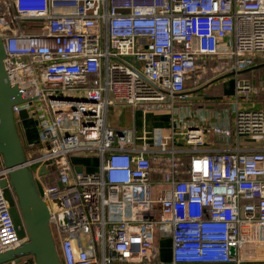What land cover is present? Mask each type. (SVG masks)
I'll return each mask as SVG.
<instances>
[{
  "label": "built area",
  "instance_id": "built-area-1",
  "mask_svg": "<svg viewBox=\"0 0 264 264\" xmlns=\"http://www.w3.org/2000/svg\"><path fill=\"white\" fill-rule=\"evenodd\" d=\"M0 37L8 80L26 101L13 107L16 123L26 111L37 124L27 166L64 264H167L166 238L168 264L264 262V146L243 142L264 137V107L240 75L223 111L185 102L224 74L264 65V0H0ZM112 107L172 111V126L150 143L110 127ZM8 180L1 162L0 255L25 242Z\"/></svg>",
  "mask_w": 264,
  "mask_h": 264
},
{
  "label": "water",
  "instance_id": "water-1",
  "mask_svg": "<svg viewBox=\"0 0 264 264\" xmlns=\"http://www.w3.org/2000/svg\"><path fill=\"white\" fill-rule=\"evenodd\" d=\"M5 59V43L0 37V163L2 162L9 170V180L2 181L1 186L9 202L10 214L17 228L18 237L25 242L20 247L1 254L0 264L20 261L27 257L31 258L35 264H64L51 231L50 211L42 199V187L36 183L32 170L27 166L29 144L24 126L16 123L13 113L14 106L26 101L19 89L9 82ZM247 72L249 71L224 74L197 91L202 92L224 80L236 78ZM216 100L220 98H199L198 96L185 98V102L188 103ZM29 118L26 111L20 113L21 121L25 122ZM78 171L82 172L83 169L79 168ZM234 252L235 250L232 249V256Z\"/></svg>",
  "mask_w": 264,
  "mask_h": 264
},
{
  "label": "crops",
  "instance_id": "crops-1",
  "mask_svg": "<svg viewBox=\"0 0 264 264\" xmlns=\"http://www.w3.org/2000/svg\"><path fill=\"white\" fill-rule=\"evenodd\" d=\"M260 70H264V65H261L260 67L254 69V70H251L247 73H244V74L240 75V77L243 76V79H244V77L250 76V75L254 74L256 71H260ZM236 83H237L236 78H230V79L224 80L223 82H220L219 84L211 86L209 89L211 90L214 87H216V88L221 87L220 88V95L224 99L229 100L235 96ZM221 102H223V101H221ZM221 102H219V103L221 104ZM219 103H217V104H219ZM255 104H256V102H255ZM207 109H210V108L206 107V110ZM208 111H210V110H208ZM119 112L123 113L124 115H127V117H126L127 119H125L126 121L124 122V124L118 126L116 129H120V128L135 129L139 135L142 134L141 136L137 135L139 138L146 134L150 143L153 141V139L156 138L155 136H157L159 134L168 133L170 130V127L172 126V116L170 114L165 113V112L144 113L142 111H134L133 109L122 108V107L119 110ZM165 116L170 117V120H169V122L167 120V125L165 127L167 129H163L162 131L156 129L153 133L152 129H155V128L161 126V124L164 120L163 117H165ZM23 126H24L25 133L27 136L28 144L29 145L38 144L39 143V133L37 132L36 135H33V134H30V132H29L31 130V128H33V124L31 122H28V123L24 122ZM168 126H169V128H168ZM179 146L182 149H186V147H187V146L183 145L182 142L179 144ZM183 159H184V156H183ZM184 161L187 162L188 160L184 159ZM77 163H80V162H77ZM82 165L84 166V164H82ZM158 244L160 245V248H161L160 261L163 263H167V264L171 263L172 258H173L171 240L168 238L162 239L158 242ZM248 264H264V262H255V263H248Z\"/></svg>",
  "mask_w": 264,
  "mask_h": 264
},
{
  "label": "rangeland",
  "instance_id": "rangeland-1",
  "mask_svg": "<svg viewBox=\"0 0 264 264\" xmlns=\"http://www.w3.org/2000/svg\"><path fill=\"white\" fill-rule=\"evenodd\" d=\"M208 65H213L214 64H208ZM264 70H260V71H256L254 74L250 75V76H246L244 77L243 79V76L240 77V82H241V85L242 86H245V85H250V87H252V89H254V92H252L251 96L254 97V100L256 102V104L258 106H261V107H264ZM210 80L212 79V75L208 77ZM210 80H207L205 82H208ZM190 87V86H189ZM220 88L221 87H214L213 89H208V98H211V96L209 95V93L211 95H217L219 94L220 95ZM191 89V87L189 88ZM210 90V91H209ZM246 96H244L245 98ZM225 102L226 100L224 99L223 102H221V104H209V103H206V104H202L201 106L199 105H196L194 106V109H200V108H205L206 107H209L210 109H207V110H213V112H219V111H223L225 108H226V105H225ZM176 108H179L180 111L182 112H185V110L189 107L188 104H181L179 106H175ZM121 109V107H112L110 110H109V113H108V125L110 127H113V128H117L118 126L124 124V122L126 121L125 119H127V115H124L123 113L119 112V110ZM167 114H171L172 111L170 112H165ZM164 120L161 124V126L155 128V129H152V132L154 133V131L157 129V130H160L162 131L163 129H167L165 128L166 125H167V120L169 122L170 120V117L169 116H165L163 117ZM26 123L28 122H31L33 124V128H31V130L29 131L30 134H33V135H36L38 130H37V124H36V121H34L33 119H28L25 121ZM169 128V126H168ZM39 133V132H38ZM137 135L138 136H141L138 134L137 132ZM207 139H209V141H212V134H207L206 136ZM244 143H249V144H252V145H255V146H264V137L263 136H255L253 138H250V139H244L243 140ZM28 153V152H27ZM190 157L189 154H186L184 155V159L185 160H188ZM77 162H80V164H84L83 167L86 168L87 171H90V172H96V170L99 169V165H100V162L96 159V158H81V159H78ZM163 176L159 175V174H156L154 173L151 177V183L153 184L154 186V190L156 192V194L158 195L159 194V191H160V186L158 185L159 182H163ZM122 198H123V195H122ZM158 211L160 212L162 210V207L161 205H159L157 207Z\"/></svg>",
  "mask_w": 264,
  "mask_h": 264
},
{
  "label": "flooded vegetation",
  "instance_id": "flooded-vegetation-1",
  "mask_svg": "<svg viewBox=\"0 0 264 264\" xmlns=\"http://www.w3.org/2000/svg\"><path fill=\"white\" fill-rule=\"evenodd\" d=\"M208 91V90H207ZM207 91H202V92H200L199 94H198V97L199 98H205V97H208V92ZM203 104V102L200 104V105H202Z\"/></svg>",
  "mask_w": 264,
  "mask_h": 264
},
{
  "label": "trees",
  "instance_id": "trees-1",
  "mask_svg": "<svg viewBox=\"0 0 264 264\" xmlns=\"http://www.w3.org/2000/svg\"><path fill=\"white\" fill-rule=\"evenodd\" d=\"M209 95L211 96V98H223L221 95H219V94H217V95H211L210 93H209ZM199 106H201L200 104H199ZM217 231V230H216Z\"/></svg>",
  "mask_w": 264,
  "mask_h": 264
},
{
  "label": "clouds",
  "instance_id": "clouds-1",
  "mask_svg": "<svg viewBox=\"0 0 264 264\" xmlns=\"http://www.w3.org/2000/svg\"><path fill=\"white\" fill-rule=\"evenodd\" d=\"M217 231H219V232H220L221 230H219V229H218Z\"/></svg>",
  "mask_w": 264,
  "mask_h": 264
}]
</instances>
